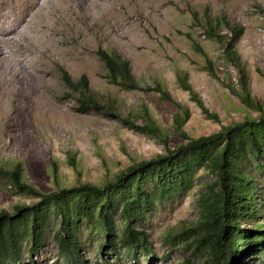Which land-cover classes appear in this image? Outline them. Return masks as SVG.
Segmentation results:
<instances>
[{
	"label": "rangeland",
	"instance_id": "1",
	"mask_svg": "<svg viewBox=\"0 0 264 264\" xmlns=\"http://www.w3.org/2000/svg\"><path fill=\"white\" fill-rule=\"evenodd\" d=\"M32 1L0 0V18L16 24L20 16L13 18L14 13ZM47 8H37L34 20L46 23L44 32L30 25L18 35L21 44L7 46L13 55L24 54L19 57L23 69L32 68L31 74L23 70L24 78L41 75L46 83L32 86L30 80L29 90L21 80L16 87L24 86L22 90L7 93L0 79V167L12 171L21 163V181L38 193L17 188L0 172V213L16 218L18 208L40 202L38 194L85 183L104 186L129 166L166 154L191 138L260 117L258 109L243 103L241 94L244 72L250 97L264 105V0H55ZM227 22L244 28L235 46L238 59L229 58L225 44L209 35L214 28L219 36H230ZM103 50L130 62L137 88L110 82L100 59ZM184 76L218 120L204 113L192 93L181 87ZM84 84L86 95L99 106L91 103L83 109ZM160 87L171 99L162 96ZM176 114L182 119L188 114L179 131ZM149 116L158 128L153 134L124 122L145 125ZM261 162L264 166V157ZM256 175L264 224V175ZM210 184L211 172L202 169L195 186L182 197L157 203L141 227L150 249L136 259L118 245H105L101 256L98 234L82 227L79 252L84 264H214L210 252L189 243L191 239L168 241L170 233L200 221L201 199L215 192ZM58 227L52 221L41 246L31 251L25 243L6 264H77L60 254L54 239ZM240 227L251 229L254 223L246 219ZM245 247L236 264H264V258Z\"/></svg>",
	"mask_w": 264,
	"mask_h": 264
},
{
	"label": "trees",
	"instance_id": "2",
	"mask_svg": "<svg viewBox=\"0 0 264 264\" xmlns=\"http://www.w3.org/2000/svg\"><path fill=\"white\" fill-rule=\"evenodd\" d=\"M226 25L230 36H219L211 28L210 38L225 44L229 58L238 59L235 46L244 28L228 22ZM100 59L105 63L111 83L123 89L137 88L128 60L118 53L105 50L100 53ZM67 78L70 81V77ZM180 82L184 90L192 93V98L204 113L212 119H219L217 114L210 113L204 106L188 83L187 76L180 77ZM81 88L86 95L88 85L84 84ZM159 91L165 99H171L162 87ZM241 98L243 103L260 111L259 118H245L210 135L191 138L166 154L129 166L117 175L115 181L104 186L85 183L38 194L41 196L40 202L35 206L18 208L16 218L1 212L0 264H6L20 254L25 243L31 251L41 246L54 220L59 224L54 239L60 254L67 261L77 264L85 262L79 252L82 227L98 234L101 256L105 245H118L136 259L138 254L147 253L150 249L147 231L141 228L148 213L154 210L158 202L182 197L191 190L202 169L211 172L213 184L210 186L215 188V192L213 196L201 199L200 221L184 231L170 233L168 241L178 244L191 239L189 243L210 252L214 264H236L240 254L248 248L246 245L264 258V224L260 222L262 203L258 205L256 186V174L264 175L261 162L264 157V105L250 97L244 72ZM91 103L99 104L90 95L81 100L83 109H88ZM187 117L188 114L182 119L176 114V130L181 129ZM124 122L142 133L153 134L158 129L150 116L145 125H137L127 119ZM0 172L10 176L17 188L38 193L21 181V163L12 171L0 167ZM246 219L254 223V228L240 227Z\"/></svg>",
	"mask_w": 264,
	"mask_h": 264
},
{
	"label": "bare ground",
	"instance_id": "3",
	"mask_svg": "<svg viewBox=\"0 0 264 264\" xmlns=\"http://www.w3.org/2000/svg\"><path fill=\"white\" fill-rule=\"evenodd\" d=\"M54 1L55 0H33L31 5H26L20 11H16L14 13V17L13 18H16V17L20 16V19L18 20V22L16 24H12V20H14V19H11V18L9 19L8 18V20H7L6 17L5 18H0V79L2 80V83H5L4 85L7 86V88L5 87V91H7V93H9L10 91H20V90H22L24 88V86L21 89L20 88L18 89L16 87L17 86L16 84L19 83V82H21V80H24L27 83L28 87L26 86L27 88L25 87V89H29V90H30V80L32 81V86H34L35 83H38V84H42V83L45 84L46 83L45 77L44 76H41V75H37L36 76V74H34V77L33 78H30V77L29 78H24V74L25 73L23 72V70L25 71V70H28V69H23V66H25V65H23V66L21 65L23 61L21 60V58H19V57H22L23 58L24 57V54L19 52V54L17 53L18 55L17 54L16 55H13V53L8 50L7 46H12L13 47V44H15V43L21 44L20 40L18 39V35L21 32L23 33V30L26 27L29 29L30 28L29 27L30 25L32 26L30 28L31 30L33 28H34V30L37 28V30H39V31H42L43 30V32H44L47 25H46V23H43L41 25H40V23H37V22L35 23L34 20L37 17V15L35 13L37 11V8L39 10H43L45 12L46 10H48L47 7H50V5H52L54 3ZM57 9H58V7H55V10H57ZM23 37H25V36H23ZM25 38H27V35H26ZM22 52H23V50H22ZM11 55H13L16 59H14V57L11 58ZM25 55H27V54H25ZM19 65L22 66V69L17 67ZM29 65H31V64H29ZM31 69H29V70H31ZM29 70H28V73H30ZM41 70L45 71V68H41ZM30 74H28L27 76H29ZM24 81H22V82H24ZM29 92L31 93V91H29ZM10 93H12V92H10ZM30 93H27V92L26 93H23V95L25 96V99L30 98ZM36 97L39 98V100H40L42 96H40L39 94H37ZM9 99H10V97H9ZM44 102L46 103V100ZM27 103H28L27 106L25 104L24 105L26 106V108H28L30 110V104H29V102H27ZM16 105H17V102H16ZM47 106L49 107V109L51 108V105H47ZM60 113H61V111H60ZM53 114H54V112H53ZM27 116H30V113L29 114L27 113Z\"/></svg>",
	"mask_w": 264,
	"mask_h": 264
}]
</instances>
